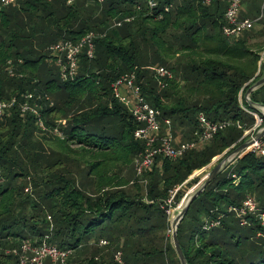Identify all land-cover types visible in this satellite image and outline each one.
<instances>
[{
	"label": "trees",
	"instance_id": "16d2710c",
	"mask_svg": "<svg viewBox=\"0 0 264 264\" xmlns=\"http://www.w3.org/2000/svg\"><path fill=\"white\" fill-rule=\"evenodd\" d=\"M68 1L0 7V102L15 100L0 116V264H19L14 250L43 242L80 256L73 264H118L117 252L126 264H181L167 236L168 201L180 187L178 204L198 182L184 185L195 172L239 147L256 116L264 127V84L245 99L264 78V45H250L264 41V30L224 36L229 0H161L160 20L142 0ZM240 18L264 22V0H244ZM89 33L93 58L80 55L76 77L62 81L49 48ZM160 67L171 79L156 77ZM126 74L183 141L201 114L230 125L179 159L157 156L137 176L140 125L112 91ZM25 103L36 115L23 114ZM248 197L264 212V156L253 153L234 159L190 204L177 229L187 264H264L261 221L248 215L243 225L233 212Z\"/></svg>",
	"mask_w": 264,
	"mask_h": 264
},
{
	"label": "built area",
	"instance_id": "2783aa9c",
	"mask_svg": "<svg viewBox=\"0 0 264 264\" xmlns=\"http://www.w3.org/2000/svg\"><path fill=\"white\" fill-rule=\"evenodd\" d=\"M21 0H0L1 8H8L16 5ZM51 1V0H48ZM73 0H69L70 4ZM104 0H97L98 3H103ZM210 3L211 0H204ZM244 0H229V5L225 13L227 25L223 28V34L226 37H238L241 33L251 30L256 24V20L248 18L241 19L240 14L243 9ZM161 0H142V3L147 8L149 15L153 16L156 20L162 18V13L159 12ZM138 5L137 9L141 10ZM164 12L172 10V6L162 8ZM131 19H125L129 22ZM122 22L115 23L116 27H120ZM94 39L95 35L89 33L78 42L60 41L49 48L51 61L60 69L62 81L73 80L77 75V68L79 63V56L86 53L87 57L92 59L94 55ZM156 77L161 79H171V73L164 67L156 68ZM112 91L114 97L125 106L129 114L140 125L134 134V137L144 144V153L140 155L136 161L137 176L142 175L145 171L151 169L155 163L157 156H163L168 159H179L190 151L199 148L201 145L208 143L213 137L221 130H224L230 125L229 122L213 123L207 120L204 115L198 117V129L193 134V139L188 142H180L176 144L173 140L171 133L168 131L162 134L163 129H169L171 121L167 118H161L158 111L153 109L142 96L140 87L136 84L135 74H126L119 77L112 84ZM32 95H27V101L32 100ZM15 103L12 100L10 103L0 102V116L3 112H7ZM23 114L30 110L36 115V111L29 106V103L21 105ZM264 110V109H263ZM257 118V124L254 128L247 132L249 136L258 131L261 125V120ZM39 127L43 129V125L39 123ZM57 133V130H55ZM257 136V135H256ZM251 137L252 141L245 150L252 151L253 154L264 156V145L257 137ZM176 144V145H174ZM241 155H239L240 158ZM179 189H176L168 201L172 205L173 198ZM231 211V210H230ZM259 211L256 201L252 197H248L241 208L234 209L233 212L236 216L242 219V224H247L245 219L248 215H254ZM261 212V211H260ZM264 215V212H262ZM264 217V216H263ZM245 220V221H244ZM264 225V219L262 218ZM170 231V229H169ZM168 231V233H169ZM173 230L171 228L172 234ZM100 246H106V241H101ZM18 258L19 264H71L70 258L72 251H62L54 246L48 245L46 242L38 246H31L23 243L19 249L12 252ZM118 264H126L123 260L121 252H117L114 256Z\"/></svg>",
	"mask_w": 264,
	"mask_h": 264
},
{
	"label": "rangeland",
	"instance_id": "374dc122",
	"mask_svg": "<svg viewBox=\"0 0 264 264\" xmlns=\"http://www.w3.org/2000/svg\"><path fill=\"white\" fill-rule=\"evenodd\" d=\"M250 20H252V19H250ZM254 30H257V31H263L264 30V22L262 21V22H257L255 25H254ZM252 28V29H253ZM264 41H263V38L262 37H253L252 39H251V41H250V45H251V48H252V50L253 51H258V48L260 47V46H262V45H264V43H263ZM260 53H261V56L264 58V49L263 50H261L260 51ZM48 56L50 57V55L48 54ZM56 66V65H55ZM53 67V69L55 70V71H57V68L56 67ZM258 74V73H257ZM245 97H246V95H245ZM49 103H52V100H49ZM262 111H263V113H264V110L263 109H261ZM257 117V116H256ZM261 129L262 128H260V129H258V131H256V133L254 132V134L253 135H251V136H249L248 134H247V132L248 131H250V130H248V131H246L245 132V134H244V138H245V140H243V142H242V144L243 143H246V142H251L252 141V138L251 137H255L257 134H259L260 133V131H261ZM170 132L171 133V135H172V137H173V140H174V142L176 143V141H178V140H180L179 142H187V141H183V140H181V139H183L182 138V133L180 132V131H176L175 132V134H174V128H172V126H170V128L169 129H163L162 130V134H166V132ZM56 133V132H55ZM57 135H61L58 131H57V133H56ZM242 144H240V145H242ZM74 148H77V147H74ZM238 148V147H237ZM236 148V149H237ZM236 149H234V150H232L230 153H232L233 151H235ZM247 149V148H246ZM226 153L227 152H225L224 154H222V155H220V156H218V157H216V158H214L213 159V161L211 162V164H209L207 167H205V168H203L202 170H200V171H197V172H195L190 178H189V180L184 184V185H186V184H188V182L189 181H191V180H193L194 178H198V182L197 183H195V184H192L191 186H185L184 187V189H183V192L185 193L184 195H183V198L181 199V201L178 203V204H175V202L174 203H172L173 204V207H171V208H169V210L167 211L168 213V220H169V223H170V231H169V233H167V236H168V238H169V240H170V242H171V244L173 245V242H172V234H170L171 233V225H172V223H173V221L176 219V217L178 216V214L180 213V211L184 208V205L186 204V202H187V200L191 197V196H193L194 194H195V192H197V190L202 186V182H203V180H204V178L207 176V174H209L210 172H212L217 166H221V168H223V171L220 173V174H222L225 170H227L228 169V167H230V165L233 163V160L234 159H236V158H239V155H241L240 156V158L241 157H243V156H245V155H247V154H250V153H252V151L250 152V150H244L243 152H241L240 154H238V155H232L231 157H228V155L230 154H228V155H226ZM226 155V156H225ZM177 189H180V187L179 188H177ZM176 190V189H175ZM264 215H263V213H261L260 212V210L259 211H257V213L256 214H254V217L255 218H257L258 220H260L261 221V223H262V226L264 227V225H263V222H262V218L264 219V217H263ZM245 221V220H244ZM72 259H73V261L75 260H79L80 259V256H76V257H74V255H72L71 256V264H73V261H72Z\"/></svg>",
	"mask_w": 264,
	"mask_h": 264
},
{
	"label": "water",
	"instance_id": "95a60500",
	"mask_svg": "<svg viewBox=\"0 0 264 264\" xmlns=\"http://www.w3.org/2000/svg\"><path fill=\"white\" fill-rule=\"evenodd\" d=\"M264 84V78L259 80L258 82H256L253 86H251L246 94L245 99L250 102V94L255 91L256 89H258L259 87H261ZM264 114V113H263ZM257 140H261L264 137V127L261 129L260 133L257 134L256 136ZM251 142H246L243 143L242 145H240L235 151H233L232 153H230L228 155V157H231L232 155H238L241 152H243L249 145ZM223 171V168H221V166H217L212 172H210L209 174H207V176L204 178L203 182H202V186L197 190V192H195V194L193 196H191L186 204L184 205V208L180 211V213L178 214V216L176 217V219L173 221L171 228L173 230L172 232V242H173V247L175 249V252L180 260L181 264H187L185 256L183 254L182 248L180 246L179 240H178V236H177V229L178 226L181 222V220L183 219V217L185 216L186 212L189 209L190 204L205 190V188L211 183L213 182L219 175L220 173Z\"/></svg>",
	"mask_w": 264,
	"mask_h": 264
},
{
	"label": "crops",
	"instance_id": "0c3cea01",
	"mask_svg": "<svg viewBox=\"0 0 264 264\" xmlns=\"http://www.w3.org/2000/svg\"><path fill=\"white\" fill-rule=\"evenodd\" d=\"M179 141H180V140L176 141V143L179 142Z\"/></svg>",
	"mask_w": 264,
	"mask_h": 264
}]
</instances>
